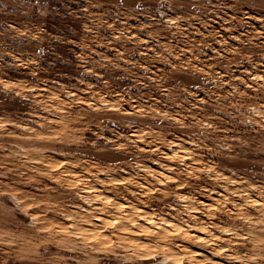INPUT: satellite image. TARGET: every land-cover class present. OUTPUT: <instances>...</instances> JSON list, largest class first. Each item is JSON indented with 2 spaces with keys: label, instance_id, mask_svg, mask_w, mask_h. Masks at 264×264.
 Wrapping results in <instances>:
<instances>
[{
  "label": "rangeland",
  "instance_id": "rangeland-1",
  "mask_svg": "<svg viewBox=\"0 0 264 264\" xmlns=\"http://www.w3.org/2000/svg\"><path fill=\"white\" fill-rule=\"evenodd\" d=\"M0 264H264V0H0Z\"/></svg>",
  "mask_w": 264,
  "mask_h": 264
}]
</instances>
